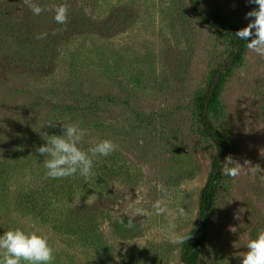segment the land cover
Instances as JSON below:
<instances>
[{
	"label": "rangeland",
	"instance_id": "obj_1",
	"mask_svg": "<svg viewBox=\"0 0 264 264\" xmlns=\"http://www.w3.org/2000/svg\"><path fill=\"white\" fill-rule=\"evenodd\" d=\"M82 1L96 19L119 8L134 14L109 35L74 36L46 74L0 63V233L21 228L47 235L54 264H102L86 231L72 227L74 211L83 218L93 210V232L109 264H180L181 243L172 236L185 238L195 222L214 151L197 129L195 96L226 58L228 41L187 0ZM200 2L240 29L256 7L247 0ZM1 39L8 51L17 50L14 39ZM219 102L213 123L229 143L223 168L240 167V175L223 172L201 264H240L248 242L264 233V55L247 45ZM62 123L87 130L85 150L103 139L118 145L96 158L93 168L105 173L97 183L78 174L46 175L36 148L45 132L61 135ZM25 196L37 210L19 203ZM156 202L168 211L156 215ZM135 207L148 215L128 228Z\"/></svg>",
	"mask_w": 264,
	"mask_h": 264
},
{
	"label": "trees",
	"instance_id": "obj_2",
	"mask_svg": "<svg viewBox=\"0 0 264 264\" xmlns=\"http://www.w3.org/2000/svg\"><path fill=\"white\" fill-rule=\"evenodd\" d=\"M187 1L200 20L215 26L221 32L229 46L224 61L211 71L206 87L195 96L194 115L197 129L212 144L214 151L210 158L207 180L199 194L196 219L181 243L179 258L180 264H201L203 247L208 238L210 214L214 208L219 184L223 179L221 165L224 166L229 153L228 140L214 125L213 118L220 105L221 87L232 68L242 61L247 43L234 37V34L240 30L238 26L227 21L218 12L205 9L200 0ZM33 2L45 9L41 15L34 16L25 4V0L24 2L5 0L0 4V48L4 51L0 54V63H16L38 69L44 74L50 71L59 47L74 36L86 33L109 35L117 30L115 25L124 24L134 14L130 8H119L105 18L96 19L87 12L82 0H33ZM59 4H66L69 9L68 22L65 25H59L53 19V10ZM40 33L47 35L44 39H37ZM1 34H6L15 40L18 45L15 52L11 53L2 46ZM104 174L102 169L93 168L91 178L97 183L99 177ZM52 190H55V187ZM26 198L27 196L22 198L19 203L26 202L28 206L37 210V204L32 201V197L29 196L27 201ZM72 214L76 222L72 227L81 234L85 230L86 238L92 240L95 248L104 256L102 264H109L110 259L104 253L101 242H98L99 238L93 232L95 224L98 223L96 213L89 210L83 218L75 215L76 211ZM86 225L89 226L87 230Z\"/></svg>",
	"mask_w": 264,
	"mask_h": 264
},
{
	"label": "clouds",
	"instance_id": "obj_3",
	"mask_svg": "<svg viewBox=\"0 0 264 264\" xmlns=\"http://www.w3.org/2000/svg\"><path fill=\"white\" fill-rule=\"evenodd\" d=\"M247 2L256 7L246 13L249 23L238 30L234 37L245 41L250 49L264 55V0H247ZM25 4L34 16H39L45 11L33 0H25ZM53 11V19L57 24H67L69 9L66 4L57 5ZM46 35L40 33L36 38L44 39ZM86 131L79 123H62L61 135L44 133L42 136L44 143L36 148V152L43 157V167L48 177L63 179L78 174L87 182L93 175L96 158L109 157L117 150L118 145L109 139H103L85 150L81 147V143ZM221 166L226 176L236 178L240 175V167L223 168V164ZM154 208L156 215L168 211L160 202H156ZM145 215L148 213L144 208L135 207L128 216L127 227H133V218ZM179 215H184L183 208L179 209ZM120 222L125 223L122 218ZM183 239L182 235L173 233V243H183ZM54 260V249L47 235L21 228L0 233V264H54ZM240 264H264V233L248 242L247 251L241 258Z\"/></svg>",
	"mask_w": 264,
	"mask_h": 264
}]
</instances>
